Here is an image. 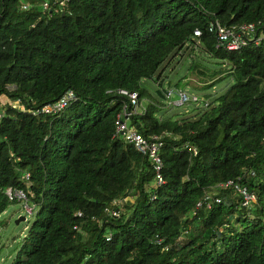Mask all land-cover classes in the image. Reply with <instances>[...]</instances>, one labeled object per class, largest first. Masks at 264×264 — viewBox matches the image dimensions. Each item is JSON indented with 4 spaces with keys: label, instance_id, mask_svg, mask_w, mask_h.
I'll return each mask as SVG.
<instances>
[{
    "label": "trees",
    "instance_id": "obj_1",
    "mask_svg": "<svg viewBox=\"0 0 264 264\" xmlns=\"http://www.w3.org/2000/svg\"><path fill=\"white\" fill-rule=\"evenodd\" d=\"M44 1L0 0V214L26 172L37 207L12 264H264V43L216 49L210 30L213 19L264 28V0H69L52 15ZM196 29L236 80L198 117L161 119L149 102L132 118L163 135L158 184L148 157L113 137L127 102L118 89L144 99L141 81L198 44ZM70 89L77 98L62 112H30ZM3 94L27 110L1 107ZM240 176L253 207L228 188L194 215L206 191Z\"/></svg>",
    "mask_w": 264,
    "mask_h": 264
},
{
    "label": "built area",
    "instance_id": "obj_2",
    "mask_svg": "<svg viewBox=\"0 0 264 264\" xmlns=\"http://www.w3.org/2000/svg\"><path fill=\"white\" fill-rule=\"evenodd\" d=\"M69 0H60L53 4L46 0L43 2V9L49 12V15L54 13L58 14L64 10V7L68 5ZM28 4H23V8H28ZM210 30L216 35V49L222 50H238L241 47L249 44L259 46L264 43V28L257 23H239L227 25L223 24L219 19H213L210 21ZM202 34L200 29H196L194 37H200ZM11 89V87L9 88ZM118 93L127 98V102L124 104L122 110L116 117V128L113 134L114 138L124 140L126 143L134 145V147L142 154L148 157L155 171V178L158 184L165 182L163 176L164 161L162 157V149L164 146V140L162 134H153L151 136H145L140 133L135 125L131 123L132 118L138 114H144L146 112V106L142 104V100L139 99V93L137 91H130L129 89L120 88ZM76 95L73 90H68L59 100L44 105L41 108L29 109L34 115L39 113L56 114L65 110L69 104L76 100ZM184 99H187V95H184ZM197 100V97H194ZM6 104H10L13 108H17L22 111H26V105L21 99L13 100L6 94H3L1 98V107ZM4 116V111L0 110V121ZM254 174V173H253ZM30 173L23 174L22 179L26 182V189L8 188L6 194L10 200H17L22 202L23 209L26 214L33 215L35 213V205L31 202V198L28 196L32 194L30 190L31 179ZM242 176L238 179H230L220 183L217 188L210 189L205 192L203 198H201L193 211L194 215L198 214V211L205 210L210 211L215 204L222 202L223 197L220 192L222 189L233 188L236 193L241 197L242 205L244 207H253L257 202V194L251 191L248 186L241 182ZM120 200H115V204H120ZM110 214L113 216H119L120 210L113 208L110 210ZM161 242V240L159 241ZM168 249V247H166Z\"/></svg>",
    "mask_w": 264,
    "mask_h": 264
},
{
    "label": "rangeland",
    "instance_id": "obj_3",
    "mask_svg": "<svg viewBox=\"0 0 264 264\" xmlns=\"http://www.w3.org/2000/svg\"><path fill=\"white\" fill-rule=\"evenodd\" d=\"M194 38L198 44L195 45L190 41L161 66L154 79L145 78L141 81V87L148 92L142 99V104L147 106L149 102H152L157 105L159 107L157 116L161 119L198 117L212 107L214 100L236 80L233 73H228L231 64L226 60L210 56L198 38ZM193 64H197L206 72V75L200 70L194 71ZM216 69L226 71L225 77L206 86V83L212 80L210 74ZM159 73L162 76L157 80ZM161 82L163 83L162 89L169 91L165 98L158 93ZM184 95H187L186 100ZM195 96L197 100L194 99ZM36 210L37 207H35V212ZM23 215L26 216V220L17 223V219ZM34 215L35 213L26 214L20 201L11 204L6 211L0 214V264H12L28 232V227L32 224Z\"/></svg>",
    "mask_w": 264,
    "mask_h": 264
},
{
    "label": "water",
    "instance_id": "obj_4",
    "mask_svg": "<svg viewBox=\"0 0 264 264\" xmlns=\"http://www.w3.org/2000/svg\"><path fill=\"white\" fill-rule=\"evenodd\" d=\"M164 81V80H163ZM170 84V83H169ZM162 87H163V83L161 82L160 84H159V90H158V93L163 97V98H165L166 97V94H169V91H164L163 89H162ZM24 220H26V216H20L19 217V219H17V223H20L21 221H24Z\"/></svg>",
    "mask_w": 264,
    "mask_h": 264
}]
</instances>
